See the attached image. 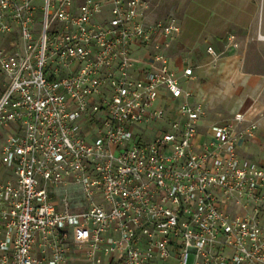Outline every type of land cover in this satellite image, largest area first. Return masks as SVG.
<instances>
[{"label": "built area", "instance_id": "obj_1", "mask_svg": "<svg viewBox=\"0 0 264 264\" xmlns=\"http://www.w3.org/2000/svg\"><path fill=\"white\" fill-rule=\"evenodd\" d=\"M180 31L149 0H0V264H264V167L238 151L258 123L198 140L205 105L166 53ZM163 88L177 117L144 141Z\"/></svg>", "mask_w": 264, "mask_h": 264}, {"label": "crops", "instance_id": "obj_2", "mask_svg": "<svg viewBox=\"0 0 264 264\" xmlns=\"http://www.w3.org/2000/svg\"><path fill=\"white\" fill-rule=\"evenodd\" d=\"M176 1L178 9L170 10V14H175L181 23L183 0ZM262 2L226 0L229 18L225 30L218 32L215 27L212 41L204 47L199 42L190 43L181 28L179 34L166 43V53L170 59V68L182 86L193 92L191 100L202 101L205 105L207 112L200 120L198 140L203 141L211 135L213 122L225 121L237 112L246 111L249 119L257 121L258 128L253 135L239 139L238 151L242 157L264 167V37H258L259 32L264 36V9H260ZM151 17H159L154 11L153 2ZM12 38L13 34L2 41L8 44ZM186 44L190 47H186ZM208 46L213 47L215 54L208 52ZM133 56L136 60L147 57L146 49L134 46ZM186 66L193 68L190 77L183 74ZM180 101L173 99L163 88L155 107L165 110L164 118L143 124L141 131L155 126L159 132L165 130L168 122L177 117L175 109ZM4 133L6 135L7 130ZM0 137L1 149L5 136ZM7 175L8 172L4 174ZM105 260L104 256L103 264ZM67 261L68 264H89L73 248L68 252Z\"/></svg>", "mask_w": 264, "mask_h": 264}, {"label": "rangeland", "instance_id": "obj_3", "mask_svg": "<svg viewBox=\"0 0 264 264\" xmlns=\"http://www.w3.org/2000/svg\"><path fill=\"white\" fill-rule=\"evenodd\" d=\"M149 1L153 2L154 11L157 12L160 18L163 17V15H169L171 12L170 10L178 9V2L176 0ZM37 3L41 4L40 1H37ZM181 5H183V16L180 25L183 30V35L190 43L199 42L201 46L205 47L209 41H212V32L215 27H217L218 32H220L225 30L228 25L229 14L226 8V0H183ZM260 9H264V0ZM260 35L259 32L258 37H260ZM186 47H190V45L186 44ZM4 81L5 75L0 71V92L4 88ZM135 132L139 134L138 136L144 141H150L154 136L160 133L156 126L145 131L136 129ZM1 140L2 137H0V141ZM6 172L7 170L0 165V177L4 176Z\"/></svg>", "mask_w": 264, "mask_h": 264}]
</instances>
